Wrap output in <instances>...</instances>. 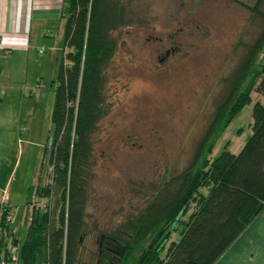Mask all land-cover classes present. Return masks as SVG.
<instances>
[{"label":"rangeland","instance_id":"374dc122","mask_svg":"<svg viewBox=\"0 0 264 264\" xmlns=\"http://www.w3.org/2000/svg\"><path fill=\"white\" fill-rule=\"evenodd\" d=\"M120 1L126 11L124 23L111 35L129 54L125 63L116 57L104 70L108 112L93 135L87 169V228L82 246L89 264H95L99 231L141 209L159 182L189 164L221 100L223 78L243 60L247 45L263 27V19L249 8L257 0ZM259 10L264 12V1ZM65 26L63 17L61 23L57 21L54 36L42 38L54 39L61 46L54 66L49 45L38 46L45 61L35 54L0 53V98L8 82H17L19 90L26 91L23 123L16 125L15 136L9 125L18 119L20 98L18 104L11 96L0 106V205L5 202L12 208L10 228L19 245L25 240L34 203L42 214L44 199L37 195V188L52 179L50 114ZM170 46L182 50L158 64L156 49ZM263 52L258 55L259 63L264 60ZM250 95L252 101L212 139L210 159L228 142L233 153L246 142L253 104L264 103L263 94L253 90ZM36 101L41 107L34 113ZM23 144V155L18 158ZM187 218L188 214L171 227L170 241L179 239Z\"/></svg>","mask_w":264,"mask_h":264},{"label":"trees","instance_id":"16d2710c","mask_svg":"<svg viewBox=\"0 0 264 264\" xmlns=\"http://www.w3.org/2000/svg\"><path fill=\"white\" fill-rule=\"evenodd\" d=\"M263 1L249 7L263 19L262 30L247 45L243 60L223 78L221 100L189 164L159 182L141 209L99 231L95 264H213L264 210V103L253 104L251 133L240 151L231 152L228 142L214 159L209 158L212 139L252 101L251 92L264 95V60L257 62L264 51V12L259 10ZM111 4V0L66 1L63 47L53 81L52 179L36 190L44 199L42 214L34 203L20 245L6 219L10 206L0 222V248L6 247L4 233H9L19 245L22 264H89L82 246L87 169L93 135L108 112L104 69L111 54L105 50L114 47L110 33L122 21L117 22ZM187 214L179 239L170 241L171 227Z\"/></svg>","mask_w":264,"mask_h":264},{"label":"crops","instance_id":"0c3cea01","mask_svg":"<svg viewBox=\"0 0 264 264\" xmlns=\"http://www.w3.org/2000/svg\"><path fill=\"white\" fill-rule=\"evenodd\" d=\"M66 1L0 0V53L6 54L5 50H9L11 52L26 53L28 57L35 54L39 59L45 61V57L41 58L40 56L43 50L38 46L49 45L50 48H48L52 51L51 55L53 56L51 63L54 66L57 54L61 51V46L54 39L44 41L42 38L54 36V28L57 26V21L61 23L63 17L66 19ZM48 57L50 58V54L46 58ZM2 69L0 67V71ZM19 88L17 82H8L4 89L3 98H0V106L5 105L3 100H8L11 96L14 97V100L20 98V104L17 100L20 108L19 110L17 108L18 112L16 115L14 114L15 111L13 113L15 118L18 117V119L11 121L9 125V128L14 131L12 136H15L16 125L23 123L22 106L26 91H20ZM40 107L41 104L36 101L33 106V112L35 113ZM0 121L3 122L1 118ZM25 122L27 123V121ZM28 130L30 131V129ZM25 144L19 147L18 158L23 155ZM39 187L41 186L39 185ZM213 264H264V210L251 220L241 234Z\"/></svg>","mask_w":264,"mask_h":264},{"label":"flooded vegetation","instance_id":"af4514ba","mask_svg":"<svg viewBox=\"0 0 264 264\" xmlns=\"http://www.w3.org/2000/svg\"><path fill=\"white\" fill-rule=\"evenodd\" d=\"M112 4H111V8L112 11H114V14L116 13L118 15V20L117 22H119V19H121L122 21L120 23H118V25L116 26V28L110 33H114L118 27H120L122 25V23H124V16H125V7L124 4L120 1V0H111ZM121 13V15H119ZM112 39L114 40V47L109 49H106L105 51H110V57H109V61H107L106 66L112 61L115 60L116 57L121 58L122 59V63H125L126 59H125V55L129 54L126 53L125 51H123V49L119 46L118 41L116 40L115 37H113L111 35ZM148 39H151L148 38ZM159 40H161V38H159ZM172 41V40H171ZM182 50L179 47H165V48H160V49H156L155 51V60L159 63H163L169 56L171 55H175L177 53V51ZM134 55H139V53H133ZM105 66V67H106ZM105 70V69H104ZM107 110H108V106L106 104Z\"/></svg>","mask_w":264,"mask_h":264},{"label":"built area","instance_id":"2783aa9c","mask_svg":"<svg viewBox=\"0 0 264 264\" xmlns=\"http://www.w3.org/2000/svg\"><path fill=\"white\" fill-rule=\"evenodd\" d=\"M1 91V90H0ZM7 204L5 202L1 203V208H0V222L2 221V217L4 215V211L7 208ZM11 215H12V210L8 212L6 215L7 220H11ZM9 233L5 232L4 233V238L7 240V245L6 247L0 248V264H22L20 261V255H19V245L14 244L12 242V237L8 236ZM0 237H1V232H0Z\"/></svg>","mask_w":264,"mask_h":264}]
</instances>
